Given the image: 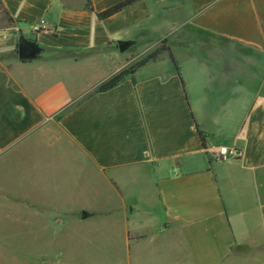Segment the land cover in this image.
Wrapping results in <instances>:
<instances>
[{"label": "crops", "instance_id": "crops-1", "mask_svg": "<svg viewBox=\"0 0 264 264\" xmlns=\"http://www.w3.org/2000/svg\"><path fill=\"white\" fill-rule=\"evenodd\" d=\"M120 1L0 0V264H264V0Z\"/></svg>", "mask_w": 264, "mask_h": 264}, {"label": "trees", "instance_id": "trees-1", "mask_svg": "<svg viewBox=\"0 0 264 264\" xmlns=\"http://www.w3.org/2000/svg\"><path fill=\"white\" fill-rule=\"evenodd\" d=\"M137 1H139V0H122V1H120V2H118L116 4H114V5H112L110 7H108L105 10L95 11V13L101 19L107 18V17H110L113 14H115V13L123 10L127 6L133 4V3L137 2ZM0 5H1V3H0ZM91 9L94 10L93 8H91ZM163 51H169V56H170L171 60L174 62L175 66H176L177 73L180 76L183 85H185L184 79H183L182 74H181V69L177 65V62H176V59H175L173 53L171 52V50H170L169 47H167L165 44H163L162 46L158 47L157 49H155L151 53L147 54L142 59H140L139 61L135 62L134 64H132L128 68L123 69L122 71H120L119 73H117L116 75H114L113 77H111L109 80H107L105 83H103L99 87L98 90L99 91H106V90H109V89L115 87L120 82H122L127 76L133 74L138 67L146 64L150 60L157 59ZM200 136H201L202 141L204 142L205 137L202 134V132H200Z\"/></svg>", "mask_w": 264, "mask_h": 264}, {"label": "rangeland", "instance_id": "rangeland-1", "mask_svg": "<svg viewBox=\"0 0 264 264\" xmlns=\"http://www.w3.org/2000/svg\"><path fill=\"white\" fill-rule=\"evenodd\" d=\"M10 22H11V19L5 14V11L0 6V29H6L7 27H9L11 25ZM142 58L132 61L129 66H131L132 64H134L135 62L139 61ZM4 177L6 176H4L2 172H0V180H2ZM7 207L8 206L4 207V205L0 206V236L9 238V239L11 238L15 239L14 241H17V242H23L25 241V235H26L25 234V222H22L23 224L17 223V226L15 224L14 228L18 230V234H16L17 232L8 231L11 228V223L9 222V218H8L10 210H9V207L8 208ZM146 247L148 251H151L153 248V245L148 242ZM238 255L244 256V257H256V256H259V253L256 247L248 246L246 250H242V252L241 251L238 252Z\"/></svg>", "mask_w": 264, "mask_h": 264}, {"label": "water", "instance_id": "water-1", "mask_svg": "<svg viewBox=\"0 0 264 264\" xmlns=\"http://www.w3.org/2000/svg\"><path fill=\"white\" fill-rule=\"evenodd\" d=\"M119 44L121 49L124 50L125 47L129 45V42L120 41ZM41 49V46H39V44L35 40L29 39L24 35H21L19 37L18 55L20 59H33L41 52Z\"/></svg>", "mask_w": 264, "mask_h": 264}, {"label": "built area", "instance_id": "built-area-1", "mask_svg": "<svg viewBox=\"0 0 264 264\" xmlns=\"http://www.w3.org/2000/svg\"><path fill=\"white\" fill-rule=\"evenodd\" d=\"M47 25L44 20L36 23L33 27L35 31L42 30ZM241 156V151L236 148H229L227 146H221L218 149V153L216 154V157L219 159H226V158H238Z\"/></svg>", "mask_w": 264, "mask_h": 264}]
</instances>
